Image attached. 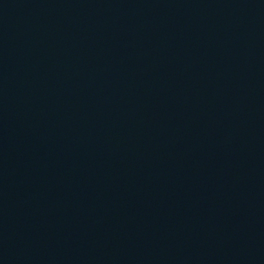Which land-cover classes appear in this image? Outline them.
<instances>
[{
    "label": "water",
    "instance_id": "water-1",
    "mask_svg": "<svg viewBox=\"0 0 264 264\" xmlns=\"http://www.w3.org/2000/svg\"><path fill=\"white\" fill-rule=\"evenodd\" d=\"M0 264H264V0H0Z\"/></svg>",
    "mask_w": 264,
    "mask_h": 264
}]
</instances>
